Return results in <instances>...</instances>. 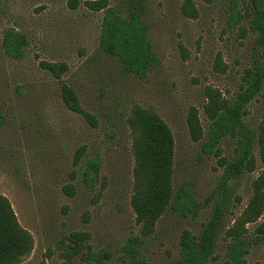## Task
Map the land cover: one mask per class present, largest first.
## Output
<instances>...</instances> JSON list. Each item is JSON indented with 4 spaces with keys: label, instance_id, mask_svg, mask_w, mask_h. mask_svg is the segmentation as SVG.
Segmentation results:
<instances>
[{
    "label": "rangeland",
    "instance_id": "374dc122",
    "mask_svg": "<svg viewBox=\"0 0 264 264\" xmlns=\"http://www.w3.org/2000/svg\"><path fill=\"white\" fill-rule=\"evenodd\" d=\"M78 0H0V194L10 202L19 224L33 238L32 250L16 264H89L91 250L112 252L118 262L130 236L147 243L150 264L179 257L184 231L200 234L212 204L197 219L186 218L173 209L148 234L131 205L136 158L135 133L129 118L136 106L156 112L171 128L176 140L174 186L192 185L200 201L210 195L222 171L214 155H201L199 144L190 138L187 116L192 108L207 127L204 114L206 86L235 95L246 67L250 65L256 34L249 20L234 23L229 0H194L199 17L181 12L183 0H146L145 18L149 39L161 65L146 79L123 71L119 61L100 51L99 39L104 12L89 10ZM116 5L124 0H109ZM264 1V0H263ZM244 4L240 0V7ZM16 28L29 38L21 59L9 57L3 48L7 29ZM221 53L227 72L214 69ZM42 61L66 62L62 78L41 66ZM71 85L85 110L95 115L93 126L82 114L72 111L62 97V83ZM264 97L250 106L248 120L257 123ZM85 147L78 164L79 149ZM224 152L234 144L226 140ZM91 158L102 163L100 183L89 189L82 170ZM264 169L259 162L256 176ZM74 184L70 195L65 189ZM234 215L246 206L249 195ZM233 219V216H232ZM264 223V214L249 226L250 240ZM86 232L84 247L69 259L67 250L78 244L73 232ZM228 240L220 239L208 264L227 259ZM91 264H95L91 262ZM246 264H264V240L252 243Z\"/></svg>",
    "mask_w": 264,
    "mask_h": 264
},
{
    "label": "trees",
    "instance_id": "16d2710c",
    "mask_svg": "<svg viewBox=\"0 0 264 264\" xmlns=\"http://www.w3.org/2000/svg\"><path fill=\"white\" fill-rule=\"evenodd\" d=\"M234 23L249 20V29L256 34L251 62L243 71L238 92L228 97L214 86H206L204 114L207 127L192 108L187 116L190 138L199 144L201 155H214L222 171L213 191L204 201L198 200L191 184L183 182L174 186L176 168V140L169 125L156 113L141 106L133 109L129 126L135 133L136 158L134 193L131 205L141 224L142 232L153 231L169 208L179 215L197 219L202 209L212 204L208 220L200 234L186 230L181 235L179 257L160 264H208L220 244L228 240L227 259L222 264H246V256L252 243L264 240V223L256 228L250 240L249 226L257 223L264 214V169L256 176L259 162L264 163V108L257 123L248 120L249 106L264 97V1L229 0ZM76 9L78 0H69ZM86 7L95 12L103 11L99 48L115 58L123 71L146 79L148 73L161 65L160 56L149 39L150 25L146 21V0H124L112 5L109 0H87ZM181 12L187 18L199 17L194 0H183ZM30 41L26 33L10 28L5 31L3 48L13 59H21ZM41 66L56 78L68 71L66 62L42 61ZM227 64L219 53L214 61L217 72L226 73ZM62 97L72 111L82 114L93 126L95 115L85 110L75 89L68 83L61 85ZM0 115V128L3 125ZM231 140L234 150L224 152L223 144ZM85 147L78 150L75 163L81 160ZM102 163L98 158L89 159L81 173L84 184L91 190L100 183ZM249 195L248 202L238 215L235 207L244 198L240 194L243 184ZM74 195V184L65 187ZM233 216V219H232ZM90 237L86 232H73L71 238L78 244L75 250H67L69 259L84 247ZM33 248L31 234L21 227L8 201L0 194V264H16ZM146 241L141 236H130L122 247L118 262L111 261L112 252L91 250L89 264H150L145 255ZM64 264H68L67 261Z\"/></svg>",
    "mask_w": 264,
    "mask_h": 264
}]
</instances>
